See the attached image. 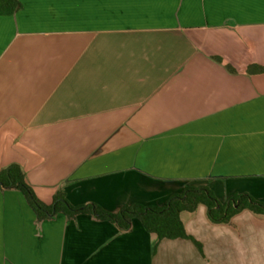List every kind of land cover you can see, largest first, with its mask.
Instances as JSON below:
<instances>
[{"label":"crops","instance_id":"crops-1","mask_svg":"<svg viewBox=\"0 0 264 264\" xmlns=\"http://www.w3.org/2000/svg\"><path fill=\"white\" fill-rule=\"evenodd\" d=\"M17 1L0 15V172L19 165L46 205L61 190L114 214L186 187L264 203V0ZM181 219L192 239L138 218L40 221L0 188V264H264V215Z\"/></svg>","mask_w":264,"mask_h":264},{"label":"trees","instance_id":"trees-1","mask_svg":"<svg viewBox=\"0 0 264 264\" xmlns=\"http://www.w3.org/2000/svg\"><path fill=\"white\" fill-rule=\"evenodd\" d=\"M20 8L21 5L17 0H0V15H12ZM0 188L20 190L40 221L50 219L60 212L70 219L78 214H90L99 220L118 223L120 227L127 228L132 219L138 218L146 231L156 235L159 239H192L186 233L181 214L195 212L200 205L207 208L210 221L216 224L230 222L236 214L243 210L264 215V203L251 195L235 194L225 203H221L207 186L186 187L183 193L172 196L163 207L132 205L124 207L116 214L107 212L96 204L72 206L61 190L56 192L53 203L46 205L28 185L21 167L16 164L0 172ZM195 243L200 247L197 242Z\"/></svg>","mask_w":264,"mask_h":264},{"label":"rangeland","instance_id":"rangeland-1","mask_svg":"<svg viewBox=\"0 0 264 264\" xmlns=\"http://www.w3.org/2000/svg\"><path fill=\"white\" fill-rule=\"evenodd\" d=\"M63 36V35H62ZM73 40V36L71 35H69V34H65L64 35V37L63 38H60L59 39V42L60 41H62L63 40V42L65 43V44H63V47H62V45L61 46H59L58 48V50L60 51V50H62V49H64L63 51L65 52L64 54H65V58L67 59L68 57H69V62L67 63V61H64V63H66L67 64V67H72V63L74 62V61H72V59H71V56H68V55H71V54H68L69 52H72L73 51V48H76V44L75 45H73L72 43L70 44H66V42H71L70 40ZM87 50V49H86ZM57 52V51H56ZM81 57H83V53H82V55H81ZM65 59V60H66ZM79 61H80V59H77L76 60V63L78 64L79 63ZM58 62V61H57ZM55 63H56V60H46V59H44V60H42V61H35L34 62V64H41V66H43V67H45V68H54V66H56L55 65ZM69 64V65H68ZM37 65V66H38ZM40 66V65H39ZM67 78V77H66ZM47 126H50V127H52V125H44V127H47Z\"/></svg>","mask_w":264,"mask_h":264}]
</instances>
